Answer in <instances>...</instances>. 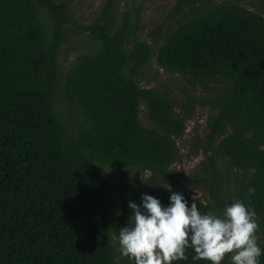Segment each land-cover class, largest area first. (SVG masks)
I'll list each match as a JSON object with an SVG mask.
<instances>
[{"label": "trees", "instance_id": "obj_1", "mask_svg": "<svg viewBox=\"0 0 264 264\" xmlns=\"http://www.w3.org/2000/svg\"><path fill=\"white\" fill-rule=\"evenodd\" d=\"M72 3L0 0V264H134L118 251L129 202L140 205L147 194L168 206L173 192L193 202L172 166L198 85L214 113L196 145L203 160L188 178L208 201L194 200L202 214L217 215L243 201L257 214L264 250V17L229 1L175 0L170 23L148 43L137 38L131 11L117 12V0L87 25L73 18ZM81 35L85 51L62 68V46ZM153 58L191 83L180 100L140 86ZM107 166L139 168L152 183L119 184L116 216L97 180ZM186 254L173 264H208L194 261L192 249Z\"/></svg>", "mask_w": 264, "mask_h": 264}, {"label": "clouds", "instance_id": "obj_2", "mask_svg": "<svg viewBox=\"0 0 264 264\" xmlns=\"http://www.w3.org/2000/svg\"><path fill=\"white\" fill-rule=\"evenodd\" d=\"M169 201L164 206L142 194L140 205L129 202L131 223L118 234L122 257L134 264H173L187 260L192 249L194 261L222 264L229 257V264H260L264 250L257 242L258 217L243 201L230 203L221 215L202 214L195 200L189 206L181 193L173 192Z\"/></svg>", "mask_w": 264, "mask_h": 264}, {"label": "rangeland", "instance_id": "obj_3", "mask_svg": "<svg viewBox=\"0 0 264 264\" xmlns=\"http://www.w3.org/2000/svg\"><path fill=\"white\" fill-rule=\"evenodd\" d=\"M107 0H73L70 13L78 24L87 25L93 22L99 12L106 4ZM218 3L229 1L247 8L250 11L258 13L264 17V0H210ZM175 0H117V12L131 11L134 21L138 26L137 38L148 43L152 42L154 37L152 32L159 27H165L170 23V9ZM84 35L71 36L62 46L59 54V61L64 68L80 52L85 51ZM156 47L154 46V55ZM139 83L141 87L153 88L156 90H168L177 100L181 99L182 89H191V83L182 75L165 71L155 62V58L144 69ZM208 88L214 87L218 83L207 82ZM198 102L194 107L192 117L187 122L186 131L182 138L177 139V145L180 150V160L172 166V170L182 175L175 179L178 189L185 192L192 199H198L207 203L208 196L203 189L194 182L188 180L192 176L199 163L203 160L201 149L197 148L198 140L204 139L207 132V119L214 113L201 99L211 95L208 89L203 86H196L194 92ZM56 111L62 115L66 121L70 117L67 112V106H58ZM141 121L144 126L150 127L151 124L146 117V109L141 105ZM77 115L73 116L76 125ZM98 183L103 184L109 190L107 207L111 216L120 213L117 205V187L119 184L127 182L135 187L149 188L152 183L149 181V173L139 168L133 167H112L107 166L97 174ZM173 191V187H169ZM257 242H260V235L257 232Z\"/></svg>", "mask_w": 264, "mask_h": 264}]
</instances>
